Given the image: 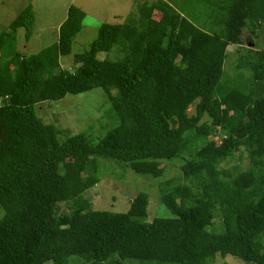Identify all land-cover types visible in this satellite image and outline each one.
<instances>
[{
	"label": "trees",
	"instance_id": "16d2710c",
	"mask_svg": "<svg viewBox=\"0 0 264 264\" xmlns=\"http://www.w3.org/2000/svg\"><path fill=\"white\" fill-rule=\"evenodd\" d=\"M84 17L69 6L29 56L15 37L32 36L30 3L0 34V264H264V0L144 1L61 68ZM95 88L111 123L96 136L38 114ZM163 162L176 166L158 193L168 216L147 221L143 191L118 212L84 196L107 163L158 178Z\"/></svg>",
	"mask_w": 264,
	"mask_h": 264
},
{
	"label": "rangeland",
	"instance_id": "374dc122",
	"mask_svg": "<svg viewBox=\"0 0 264 264\" xmlns=\"http://www.w3.org/2000/svg\"><path fill=\"white\" fill-rule=\"evenodd\" d=\"M144 1L147 0H0V34L10 30V23L30 3L34 12L32 36L28 42L25 41L24 29L18 28L15 37L17 50L29 56L57 41L58 27L66 18L69 6L74 5L81 8L85 17L80 31L72 43L71 53L60 56L59 59L61 68L72 71L74 70V55L89 48L101 24L122 23L125 17ZM249 44L251 43L249 42ZM228 50L232 51V55L226 60L227 68L229 67L228 69L231 71V65L236 62V54L233 52L237 50L234 46H229ZM98 57L115 59L118 56L117 52L113 50L110 53H100ZM104 100L103 90L95 88L81 94L67 95L57 102L41 103L37 105L38 114L45 121L56 124L62 129L70 130L72 133L89 131L93 136H96L102 133L106 125L109 127L111 125L109 112H105L107 106L103 105ZM188 112H194V107L190 106ZM210 138L219 142L217 135H210ZM243 155L242 169L248 163L245 154ZM236 156L223 162V166L230 168L237 164ZM161 166H164L166 171L161 177L155 178L138 175L128 166L122 167L118 164L107 163L106 168L102 169L100 182L87 190L84 196L94 209H109L118 212L127 210L134 197L143 191L148 195L146 220L150 221L153 217L158 216H168L169 211L159 203L158 193L166 180L176 176V166L174 167L171 162H163ZM129 263L131 262L127 264ZM212 264L242 263L234 258L218 256Z\"/></svg>",
	"mask_w": 264,
	"mask_h": 264
},
{
	"label": "clouds",
	"instance_id": "9594fccd",
	"mask_svg": "<svg viewBox=\"0 0 264 264\" xmlns=\"http://www.w3.org/2000/svg\"><path fill=\"white\" fill-rule=\"evenodd\" d=\"M128 167H129V165H127ZM129 169H131V168H129ZM145 176V175H144Z\"/></svg>",
	"mask_w": 264,
	"mask_h": 264
}]
</instances>
